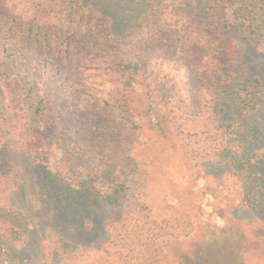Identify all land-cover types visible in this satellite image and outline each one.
<instances>
[{
	"label": "trees",
	"instance_id": "16d2710c",
	"mask_svg": "<svg viewBox=\"0 0 264 264\" xmlns=\"http://www.w3.org/2000/svg\"><path fill=\"white\" fill-rule=\"evenodd\" d=\"M203 1L200 23L184 1L174 18L120 45L123 19L108 0H0V238L13 240L12 197L21 187L9 147L60 184L114 200L142 145L143 100L172 125L191 162L240 165L225 174L224 190L242 206L264 202L263 154L250 150L236 116L225 122L231 110L264 103L262 78L242 79L225 42L234 30L264 44V0ZM173 47L193 49L194 62L165 59ZM193 228L130 216L106 232L124 264H168L166 241ZM89 251L81 246L76 256Z\"/></svg>",
	"mask_w": 264,
	"mask_h": 264
},
{
	"label": "rangeland",
	"instance_id": "374dc122",
	"mask_svg": "<svg viewBox=\"0 0 264 264\" xmlns=\"http://www.w3.org/2000/svg\"><path fill=\"white\" fill-rule=\"evenodd\" d=\"M108 1L123 19L116 30L121 34L115 31L118 40L126 35L120 45L174 18L184 1L185 14L197 23L205 14L203 0ZM225 42L240 77L260 76L264 82V44L234 30ZM193 52L173 47L163 55L186 65L194 62ZM136 102L142 145L114 200L60 184L43 165L9 147L6 161L20 172L21 187L12 197L13 240L0 238V264H124L106 225L130 216L193 223L191 233L164 244L168 264H264V202L245 207L240 196L224 190L225 174L241 170L240 165L191 162L163 115L146 100ZM234 116L250 150L264 157V103L242 115L231 110L225 122ZM81 246L90 249L85 259L76 256Z\"/></svg>",
	"mask_w": 264,
	"mask_h": 264
}]
</instances>
